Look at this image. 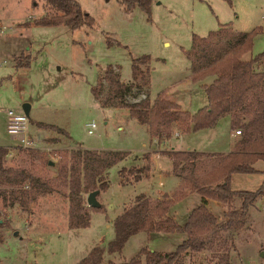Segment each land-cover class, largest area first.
<instances>
[{
	"label": "rangeland",
	"instance_id": "obj_1",
	"mask_svg": "<svg viewBox=\"0 0 264 264\" xmlns=\"http://www.w3.org/2000/svg\"><path fill=\"white\" fill-rule=\"evenodd\" d=\"M77 1L94 19L92 28L74 31L65 25H38L39 19L56 14L47 0H0V29L5 27L0 30V146L16 144L7 133V113H24L23 106L28 103L31 106V137L47 147L57 148L51 153L53 158L40 153L53 163L54 168L31 160L23 150L9 165L56 174L61 153L72 147H82L134 153L124 166L125 169H138L144 165L146 157L152 156L146 151L170 157L185 148L213 152L228 149L232 130L227 119H221L214 131L201 130L181 137L174 129L167 142L151 141L146 129L131 118L128 110L114 107L119 100L106 83H103L98 100L92 89L103 78L108 66L118 69L123 83H133V59L149 56L152 101L164 91L183 111L196 113L207 104L203 85L210 84L212 78L196 83L190 79L191 66L185 52L191 47L193 35L206 37L224 25L239 33L259 29L251 52L243 59L255 57L264 52V0H153L150 17L139 7L127 11L121 0ZM25 57L31 58L30 67H18L20 61L25 62ZM138 85H134L125 98L127 103H137L148 93L143 82ZM107 105L113 108H107ZM93 122L98 129L95 135L89 136L86 126ZM40 123L63 129L70 139L54 130L40 128ZM119 127L122 130H118ZM235 135L237 139L240 136ZM137 158L139 162L135 160ZM122 167L115 166L110 170V187L97 197L104 210L92 213L91 224L86 229L69 232V202L66 199L57 194L40 197L31 205V213L27 215L29 229L26 233L21 232L22 240L13 243L12 236L7 239L8 231L5 232L7 242L0 244V264H78L96 247L107 250L115 237L114 221L122 210L130 208L137 196L151 194L159 186L157 177L122 186V181L134 184L141 178L138 175L139 179H136L128 173L121 177ZM260 167L261 163L255 166L261 171L259 174L233 175L231 189L257 191L264 181V166ZM172 189L166 181L163 190ZM88 196H85L86 203ZM195 197L199 199L200 196ZM195 203L186 200L173 211L185 214L195 208ZM0 209L2 218L4 214L9 215V210L2 209L1 204ZM183 218L181 213L177 221L181 225L185 222ZM148 237V234L132 237L121 254L110 256L106 253L103 264L129 262L146 246L151 251L173 252L185 240L184 234L174 238ZM223 238L226 249L218 250L229 252L231 264H264V198L259 197L249 208L241 231L227 232ZM214 260L206 253L192 255L182 264H214Z\"/></svg>",
	"mask_w": 264,
	"mask_h": 264
},
{
	"label": "trees",
	"instance_id": "obj_2",
	"mask_svg": "<svg viewBox=\"0 0 264 264\" xmlns=\"http://www.w3.org/2000/svg\"><path fill=\"white\" fill-rule=\"evenodd\" d=\"M121 1L129 12L139 7L151 16L153 0ZM47 2L56 14L39 19L37 24L40 26L65 25L75 31L83 27L92 28L95 24L77 0ZM258 33L259 29L236 33L221 26L206 37L193 35L191 47L185 52L191 66L190 79L196 83L212 78L210 84L203 85L207 104L194 114L183 111L169 99L167 92L160 93L154 101L150 99L152 69L149 56L133 59V83L130 84L122 82L117 68L108 66L105 69L103 78L92 89L94 98H100V90L106 83L119 100L114 107L128 110L139 125L148 126L152 140L164 143L172 137L174 129L181 134L213 129L224 118L229 119L231 130L239 131L240 136L232 151L225 156L198 162L194 154L187 151L170 154L173 172L181 180L174 194L162 200L143 194L137 196L134 204L115 219V237L107 250L96 247L78 264H103L106 253L110 256L121 254L129 240L139 234H184L185 240L172 253L163 254L144 247L134 259L119 264H181L190 253H210L215 259L214 264H231L229 252L219 251L221 247L224 251L226 249L223 235L241 231L249 208L259 197L264 198V181L255 192L233 191L230 187L233 175L259 174L255 166L264 162V72L257 70L264 64V52L243 59L251 52ZM30 62L31 58L25 57V62L20 61L17 66L30 67ZM139 82L148 87V93L137 103H127L125 98ZM107 108L113 107L107 105ZM38 126L68 136L66 131L56 126L41 123ZM25 153L31 160L40 161L44 167L54 168L46 156L34 151ZM7 155V150L0 148V198L3 202L6 204L10 199H18L22 206L25 205L24 208H28L26 205L36 203L40 197L60 195L69 202V228L82 230L90 226L92 213L104 210L102 206L89 207L85 196L95 191L100 194L107 192L110 170L130 154L89 149L63 151L56 174L10 168ZM145 170L122 168L120 176L125 177L128 173L139 179L138 175ZM190 194L199 195L201 202L181 225L170 214ZM208 199L227 206L223 222H219L208 210ZM9 229L10 225L0 214V244L5 242V232Z\"/></svg>",
	"mask_w": 264,
	"mask_h": 264
},
{
	"label": "crops",
	"instance_id": "obj_3",
	"mask_svg": "<svg viewBox=\"0 0 264 264\" xmlns=\"http://www.w3.org/2000/svg\"><path fill=\"white\" fill-rule=\"evenodd\" d=\"M224 26L230 28L227 25H224ZM231 30L234 31L233 29H231ZM234 32H236V31H234ZM236 33H239V32H236ZM263 66H264V64H261L258 67V69H257L258 72H264V70H262ZM151 90H152V72H151V84H150V99L152 100V98H151ZM224 119H227L229 121L228 118H224ZM143 127L146 129L147 133L149 134V136L151 138L149 127L148 126H143ZM214 129H210V130L214 131ZM118 130H122V127H119ZM234 133L235 132L230 131V140H229V137H228V149L224 150L223 152H213V151H209V150H198V149H195V148H193V149L185 148V150L181 149V151H179V152L187 151V152L193 153L194 156H195V160L198 161V162H201V161H203L205 159H209L210 157L225 156L226 154H228V153H230L232 151L233 145H234V143H235V141L237 139L236 135L234 136ZM39 136H40V134H39ZM180 136L182 137L183 134H180ZM65 137L70 139V136L68 137V136L65 135ZM151 141H152V138H151ZM0 148L8 149L7 164L8 163H12L15 160H17V158H18L17 153L20 152V150L17 147V144H15L13 146H11V145L2 146V147L0 146ZM214 149H216V148H214ZM96 151H102V150H96ZM114 152H118V151L114 150ZM146 153H151L152 156L149 157V158L146 157L144 160L147 161V162L143 161L144 165H142L140 167H137L140 170L147 169V170H145L144 173L140 174L141 178L138 181H135L134 184H132V183L124 184L123 181L120 182V184L122 186L135 185V184H138V183H143L145 181H152L153 178L157 177L158 181H159L158 189L155 190L154 192H152L151 194H143V195H146V196L151 197L153 199H159V200H162L165 196H172L174 194V192L176 191V189L178 188V186L180 185V183H181L180 178L177 177L174 174V172H173V159L171 157H169V156H166V155H163V156L155 155L152 152H148V151H146ZM133 154L134 153H130V155H129L130 157H128L126 160H124L123 162H121L117 166L123 165L122 168H125L124 164L130 162V158H132ZM135 160H137V162H139L138 158L135 159ZM141 160H142V157H141ZM259 163L262 164V167L264 166V162H259ZM10 166H12V168H18V167H15L13 165H9V167ZM133 166H135V165H133ZM262 167H260V168H262ZM257 170L261 173V171L259 169H257ZM166 181L170 182V184L173 187L172 190H169V191H164L163 190L164 187H165V182ZM230 182H231V180H230ZM160 188H163V189L160 190ZM195 196L198 197L199 195H197V194L188 195L185 198V200H183L182 202L177 204L174 208H177L179 205L183 204L186 200H189V199L193 200L194 203L196 202L195 203V205H196L195 208H196L198 206L197 203L200 204L201 198L199 197V199H196ZM3 201L4 200L2 198H0V204L2 205V209H8L9 212H10L9 215H5V214L3 215L4 216L3 219L5 221H7L9 223V225H10V229L7 230L8 232L6 233V236H7V239H9L8 237L11 235L12 236V238H11L12 242L15 243V241H17L18 239L22 240V238H20L21 237V232L24 231V233H26L27 230L29 229V221H28L29 216H27V215L29 213H31L30 210H31V205L32 204L26 205V206H28V208H24L25 205L22 206V204L20 203V200H18V199L14 200V201H13V199H10V200H8V202H6V204ZM212 202L213 201H211V200H207V208H208V210L217 218V220L219 222H223L226 219L225 215H226V212H227V207L225 205H223V204H220V203H217V202H213L212 203ZM174 208L172 209L170 216L174 217L177 221H178V218L181 216V213L185 216V218H183V219H184V221H186L188 216H189V214H190V212L192 211V210L191 211H186L185 214H184L183 211L182 212L181 211H177V212L173 211ZM123 211L124 210H122V213H123ZM0 214L2 215L1 209H0ZM184 224H185V222H184ZM68 230H69V232L70 231H72V232L76 231V230H72V229H68ZM154 235H157V236L164 235V236H166L168 238H174L173 236H175L177 234H152V235H149L148 239L149 238L151 239V236H153L152 238H155ZM179 235H183V234H179ZM6 242L7 241L5 240V242L3 244H6ZM146 247H148L150 249L149 246H146ZM158 252L163 253V254L172 253V252H166L164 250H159ZM204 254H206V253H190L184 258V260H186V258L187 259L190 258L192 255H204ZM184 260L181 262V264L184 263Z\"/></svg>",
	"mask_w": 264,
	"mask_h": 264
},
{
	"label": "built area",
	"instance_id": "obj_4",
	"mask_svg": "<svg viewBox=\"0 0 264 264\" xmlns=\"http://www.w3.org/2000/svg\"><path fill=\"white\" fill-rule=\"evenodd\" d=\"M2 28L5 29V27ZM6 119H7V123H6L7 133L14 141H16L19 150L47 153L53 158V155H51V153L57 151V148L55 149V148L47 147L46 145H43L41 141L37 140L34 137H31L30 118L28 116H26L24 113L9 111L7 113ZM97 129H98V125L95 122L88 124L86 126V130L89 136L95 135ZM235 134L239 135L240 132L236 131ZM2 149L7 150L8 152V149L6 148H2ZM79 149L81 148L72 147L68 150H79ZM57 158L59 159V155H57Z\"/></svg>",
	"mask_w": 264,
	"mask_h": 264
},
{
	"label": "water",
	"instance_id": "obj_5",
	"mask_svg": "<svg viewBox=\"0 0 264 264\" xmlns=\"http://www.w3.org/2000/svg\"><path fill=\"white\" fill-rule=\"evenodd\" d=\"M23 112L26 116H28V117L30 116L31 106L28 103L24 104ZM50 165H53V163L51 162ZM99 194H100L99 191H95V192L89 194L88 199H87V203H88L89 207H91V208H100L101 207V204L97 200V197Z\"/></svg>",
	"mask_w": 264,
	"mask_h": 264
}]
</instances>
